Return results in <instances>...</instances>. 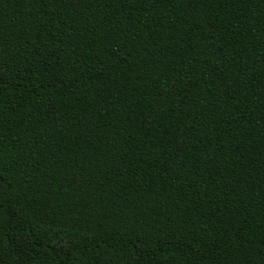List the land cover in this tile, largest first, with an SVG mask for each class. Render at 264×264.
Listing matches in <instances>:
<instances>
[{"label": "trees", "instance_id": "obj_1", "mask_svg": "<svg viewBox=\"0 0 264 264\" xmlns=\"http://www.w3.org/2000/svg\"><path fill=\"white\" fill-rule=\"evenodd\" d=\"M0 264H264V0H0Z\"/></svg>", "mask_w": 264, "mask_h": 264}]
</instances>
